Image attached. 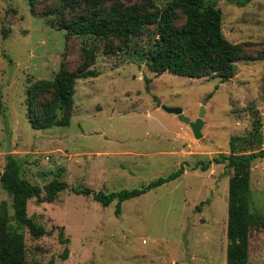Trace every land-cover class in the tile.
<instances>
[{
  "label": "rangeland",
  "instance_id": "obj_1",
  "mask_svg": "<svg viewBox=\"0 0 264 264\" xmlns=\"http://www.w3.org/2000/svg\"><path fill=\"white\" fill-rule=\"evenodd\" d=\"M153 1L158 7L164 3ZM208 1L221 12L224 38L253 59L234 63L233 78L155 76L134 55H105L108 44L121 46L111 38L99 43L88 76L75 83L69 126L34 130L27 122L28 87L60 70L74 71L82 60V40L67 35L57 16L48 15L58 0H0V171L10 155L41 195L51 180L68 185L51 203L28 201L27 215L50 233L33 238L22 230L25 264H47L51 258L54 264H225L232 169L226 161L206 170L201 165L229 155L231 139L248 135L252 109L259 113L263 138L256 151L264 150V0L243 7L235 0ZM85 12L81 4L66 8L64 16L70 21ZM152 32L153 27L144 30L130 47H147ZM202 102L200 139L157 106L181 108L194 121ZM181 166L179 178L122 202L118 215L115 201L102 207L70 191L138 188ZM249 172L248 264H264V157L254 159ZM0 203L12 213L1 190ZM55 227L63 228L66 245L59 243ZM64 247L63 261L58 255Z\"/></svg>",
  "mask_w": 264,
  "mask_h": 264
},
{
  "label": "trees",
  "instance_id": "obj_2",
  "mask_svg": "<svg viewBox=\"0 0 264 264\" xmlns=\"http://www.w3.org/2000/svg\"><path fill=\"white\" fill-rule=\"evenodd\" d=\"M107 0H58L59 6L48 12L56 15L60 27L67 35L81 38V63L74 71L60 70L51 80H41L27 89V122L34 130L52 127H67L73 108L75 83L88 76L98 53L100 42L114 38L121 46L108 44L105 55L125 52L147 63L149 70L159 76L168 72L178 77L199 79L218 77L222 82L235 75L234 63L252 61L242 56L241 48L227 41L221 32V12L208 0H163L158 7L153 0H137L124 5L115 0L111 6ZM250 0H235L237 7H243ZM83 4L86 12L73 20L64 16L66 8L73 10ZM153 27L147 47H130L131 40L144 30ZM149 79H145L148 90ZM48 94L47 99L38 102ZM251 129L246 137H234L229 142V155L201 165L206 170L213 163H223L232 169L227 191V224L225 264H248V239L251 227L249 177L250 165L254 159L263 158L264 150H258L263 143L261 120L256 109L251 110ZM241 139V140H240ZM238 142V143H237ZM240 147L241 153H237ZM250 151V153H245ZM21 165L13 156H6L0 171V190L10 198L11 211L0 203V264H25L23 229L33 238L49 235L50 231L37 224L27 215V203L35 199L38 203H51L56 195L68 188L64 181L51 180L41 188L20 175ZM184 173L181 166L164 177L148 182L138 188L122 189L117 192H94L87 188L70 189L75 194L90 196L102 207L115 204V215L120 212L121 203L137 198L152 189L179 178ZM197 209V208H196ZM58 241L68 243L62 227H55ZM68 249L63 248L58 259L66 260ZM47 264H54L51 258Z\"/></svg>",
  "mask_w": 264,
  "mask_h": 264
},
{
  "label": "water",
  "instance_id": "obj_3",
  "mask_svg": "<svg viewBox=\"0 0 264 264\" xmlns=\"http://www.w3.org/2000/svg\"><path fill=\"white\" fill-rule=\"evenodd\" d=\"M205 104H206V102L201 103L199 114L194 121H190L189 119L185 118L183 113H182L181 108L161 106L159 103H157V106H159L160 109L163 110L164 112H166L167 114H172V115L176 116L178 118L179 122L187 125L190 128L191 133L195 139H200L202 136L201 135V128L204 124L203 116H204V105Z\"/></svg>",
  "mask_w": 264,
  "mask_h": 264
}]
</instances>
